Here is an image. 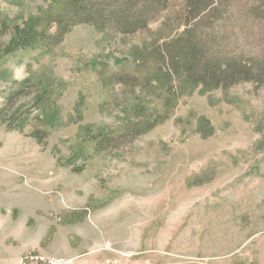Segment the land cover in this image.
Returning <instances> with one entry per match:
<instances>
[{
  "label": "rangeland",
  "instance_id": "obj_1",
  "mask_svg": "<svg viewBox=\"0 0 264 264\" xmlns=\"http://www.w3.org/2000/svg\"><path fill=\"white\" fill-rule=\"evenodd\" d=\"M48 3L0 0V264L29 253L264 264V84L123 93L117 83L110 95L102 79L143 73L144 49L179 2L134 35L79 24L52 52L25 51L23 22ZM228 26L229 49L248 60L249 38ZM143 119L156 123L94 151Z\"/></svg>",
  "mask_w": 264,
  "mask_h": 264
},
{
  "label": "trees",
  "instance_id": "obj_2",
  "mask_svg": "<svg viewBox=\"0 0 264 264\" xmlns=\"http://www.w3.org/2000/svg\"><path fill=\"white\" fill-rule=\"evenodd\" d=\"M173 1L49 0L45 9L28 14L23 22L27 36L23 46L25 51L50 53L79 24L92 25L104 36L134 35L179 2L173 15L163 16L151 46L142 53L137 68L143 67L144 72H112L102 79L104 90L115 94L117 83L123 93L174 82L200 86L205 91L245 81L264 84V0ZM228 25L249 38L248 60L229 49L232 39ZM40 103L45 112L49 100L41 99ZM155 123L151 119L132 122L115 137L98 139L93 149L99 153L111 146L113 150L119 146L113 147L114 142H132ZM117 137L121 139L115 140Z\"/></svg>",
  "mask_w": 264,
  "mask_h": 264
},
{
  "label": "built area",
  "instance_id": "obj_3",
  "mask_svg": "<svg viewBox=\"0 0 264 264\" xmlns=\"http://www.w3.org/2000/svg\"><path fill=\"white\" fill-rule=\"evenodd\" d=\"M82 255L76 257H61V256H51L42 255L37 253H29L26 256L20 258V264H70L72 261L81 257ZM105 264H123L125 261L122 258H105Z\"/></svg>",
  "mask_w": 264,
  "mask_h": 264
},
{
  "label": "crops",
  "instance_id": "obj_4",
  "mask_svg": "<svg viewBox=\"0 0 264 264\" xmlns=\"http://www.w3.org/2000/svg\"><path fill=\"white\" fill-rule=\"evenodd\" d=\"M76 251H77V246L75 247V246H73V244H69V246H67L65 248L64 254H65V256H73V255L76 254ZM73 264H99V263H97L95 258H93V257L89 258V259L88 258L85 259V257H84L82 259L81 258L80 259H75Z\"/></svg>",
  "mask_w": 264,
  "mask_h": 264
}]
</instances>
